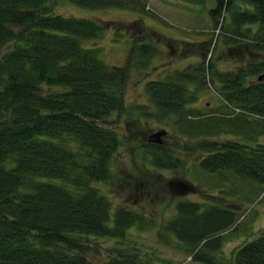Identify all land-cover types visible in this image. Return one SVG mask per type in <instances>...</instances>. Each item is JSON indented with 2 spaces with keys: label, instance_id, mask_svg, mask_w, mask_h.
I'll return each mask as SVG.
<instances>
[{
  "label": "trees",
  "instance_id": "trees-1",
  "mask_svg": "<svg viewBox=\"0 0 264 264\" xmlns=\"http://www.w3.org/2000/svg\"><path fill=\"white\" fill-rule=\"evenodd\" d=\"M55 1L0 0V50L10 44L0 54V264H96L84 253L86 246L66 234L122 238L130 225L144 222L140 212L113 207L94 182L110 178L112 157L125 140L107 117L115 112L118 119L126 112L128 65L133 58L143 65L153 45L142 37L133 40L127 61L109 65L97 46L83 44L104 26L54 12ZM67 1L138 12L145 6V0ZM185 1L204 5L206 0ZM212 1L207 13L213 27L245 60L221 70L210 58L147 79L148 107L140 108L142 113L166 123L181 140L170 148L145 141L143 159L171 168L177 165L171 150L181 149L197 155L204 170L228 169L264 186V140H257L264 135V79L256 78L264 70V0ZM206 71L233 115L201 114L188 107L205 86ZM222 132L241 139L207 137ZM186 135L201 138L190 143L182 139ZM173 203V214L161 228L193 260L264 264V226L219 260L223 232L236 226L237 211L195 200ZM100 264L140 263L122 255Z\"/></svg>",
  "mask_w": 264,
  "mask_h": 264
},
{
  "label": "rangeland",
  "instance_id": "rangeland-1",
  "mask_svg": "<svg viewBox=\"0 0 264 264\" xmlns=\"http://www.w3.org/2000/svg\"><path fill=\"white\" fill-rule=\"evenodd\" d=\"M212 4V0H206L204 5L185 0H145L141 12L118 7L92 9L67 0H57L52 4L54 12L91 18L104 26L98 37L84 39L83 44L97 46L99 56L109 65H122L127 61L133 40L136 42L142 37L143 41L153 45V54L143 65L135 63L134 58L128 65L123 87L126 112L118 119L115 112L107 117L125 140L112 157L110 178L94 182L100 192L108 196L113 207L121 205L140 212L144 222L130 225L122 238L75 232L66 234L82 242L86 246L84 253L96 264L110 256L122 255H131L140 264H205L188 258L190 254L185 247L161 228V222L173 214V202L178 199L195 200L201 206L233 207L237 211L236 226L223 232L222 245L216 253L219 260L227 258L232 249L264 226V186L228 169L204 170L197 163V155L181 149L171 150L177 164L171 168H159L143 159L142 145L150 132L165 128L161 143L166 148H170L175 140H181L166 123L142 113L140 108L146 110L148 107L143 91V83L147 79L161 77L166 71L192 63L207 62L210 58L221 70L245 60L241 59L239 50L233 51L232 46L221 41L217 26L213 27L207 13ZM8 48L10 44L4 45L0 54ZM205 73V86L188 107L201 114L220 115L225 112V116L233 115L209 89L208 83L212 86V82L207 79V71ZM213 79L216 82L215 76ZM245 116L249 119L251 115ZM207 137L241 139L240 135L230 132ZM199 138L201 136L186 135L182 139L190 142ZM257 140H264V135L258 134ZM177 180L187 182L189 189L180 191L169 183Z\"/></svg>",
  "mask_w": 264,
  "mask_h": 264
},
{
  "label": "water",
  "instance_id": "water-1",
  "mask_svg": "<svg viewBox=\"0 0 264 264\" xmlns=\"http://www.w3.org/2000/svg\"><path fill=\"white\" fill-rule=\"evenodd\" d=\"M257 79L264 78V70L260 72L257 76ZM166 133V130L163 127H160L152 132H150L147 136V140L154 141L157 143L161 142V136H163ZM170 184H173L175 188H178L180 191H187L190 187V185L182 180L177 181H169Z\"/></svg>",
  "mask_w": 264,
  "mask_h": 264
}]
</instances>
